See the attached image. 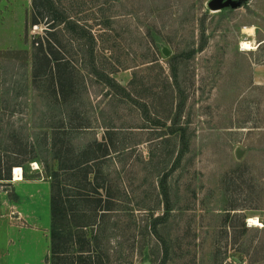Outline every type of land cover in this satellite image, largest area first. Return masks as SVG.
Wrapping results in <instances>:
<instances>
[{"label": "rangeland", "instance_id": "rangeland-1", "mask_svg": "<svg viewBox=\"0 0 264 264\" xmlns=\"http://www.w3.org/2000/svg\"><path fill=\"white\" fill-rule=\"evenodd\" d=\"M53 1L90 26L98 41L93 44L91 36L78 40L69 31L59 36L61 57L77 61L80 106L93 104L88 110L93 128L73 132L68 145L52 149L47 127L61 126V114L54 106L52 83L35 79L33 64V42L43 35L46 22L34 29L33 17L47 14L50 5L44 0H0V137L15 131L26 147L19 159L22 180L15 181L13 171L12 180L0 181V264H49L51 176L58 171L62 182L70 179L76 173L70 162L89 143L102 139L106 130L97 120L99 112L103 123L126 124L130 134L122 164L117 160L126 170L122 185L128 188L127 210L97 213L94 235L100 239L98 254L104 264H160L165 244L171 247L166 264H264V228L248 227L257 217L264 224V87L254 86L252 77L253 65L264 63V44L256 51H240L241 41L253 40L241 31L245 26L255 25L256 43L264 41V0ZM212 1L226 5L212 10ZM156 42L168 47L170 56ZM96 68L100 75L113 71L111 77L130 90L131 98L142 96L144 104L158 94L160 108L174 101L173 114L188 129V149L181 160H176L180 142L168 135L170 122L155 133H131L143 125L137 107L126 100L116 105L118 97L100 85ZM169 83L168 92L162 93ZM163 131L169 143L159 141ZM68 147L74 152L69 154ZM60 151L61 159L55 160ZM112 158L101 161V189L95 186L105 200L117 168ZM162 177L173 211L159 234L165 244L146 234L151 214L138 210L154 206L155 214L163 215L156 183ZM63 188L66 194L73 191L71 185ZM116 242L121 243L118 252L113 251Z\"/></svg>", "mask_w": 264, "mask_h": 264}, {"label": "trees", "instance_id": "trees-1", "mask_svg": "<svg viewBox=\"0 0 264 264\" xmlns=\"http://www.w3.org/2000/svg\"><path fill=\"white\" fill-rule=\"evenodd\" d=\"M45 3L50 5L47 14L39 13L33 17V27L38 28L43 25V20L45 21V28L43 30V35L37 36L33 42V64H34V78L39 79L45 77L49 78L50 88L55 96L53 99L54 106L58 107L60 110L61 126L50 125L47 128L52 130V149H57L58 144L64 148L67 142H69V136L73 132H89L93 128V117L92 112L88 114V110L92 108V102L84 103L82 106L80 98L76 95L80 90L76 82L75 76L77 72L76 60L75 59H65L61 57L60 51H62V42L59 40V36H63L64 33L69 31L73 34V38L78 40L88 38L91 36V41L93 44H97V40L94 35L89 32L92 30L90 26L82 23L81 19H74L69 12L68 8H62V10L55 7L53 0H44ZM48 5V6H49ZM110 21V20H108ZM110 24V22H108ZM89 30V31H88ZM161 42H156L157 46L160 48ZM93 47V46H92ZM98 69L94 71L100 76V85L103 83L109 91H114L115 95L118 97L116 105H124L127 102H131L132 105L136 106L138 109V121L142 122V126L133 127L132 129L136 131H131L142 135L146 130H152L155 133L159 128L163 129L166 127L167 123L174 125L177 123V127H168V132L171 136L180 142L181 150L176 158L182 159L185 150L188 149L187 142V126L181 125L179 123L180 116L173 114L174 101L170 100L166 104H162L160 108L159 104V94L158 97L154 95V101L149 102V104H144L145 99L142 96H135L133 98L130 95V90L120 85L114 78H112L113 71L109 75H100ZM104 74V73H103ZM85 89V85L80 83ZM169 86L162 89V93L168 92ZM83 89V90H84ZM109 93V92H108ZM107 93V94H108ZM174 95L172 92L170 95ZM140 95V94H138ZM171 95V96H172ZM112 98V97H111ZM127 102H126V101ZM110 101V100H108ZM107 103V102H106ZM115 105V106H116ZM80 108L84 111H80ZM73 114H75L73 116ZM97 120L100 126L106 131L101 140L96 139L89 143L86 147L80 150L78 155L72 160V166H70L73 173L69 175L68 180L62 182L59 172L53 173L52 177V196H51V249L48 263L49 264H104L103 256L99 255L100 251V239L94 235V231L97 232L99 228V222L97 223V213H118L126 211L127 209L123 206L128 205V188L123 186L122 175L125 173V166L119 168V163L122 164L121 158L128 152L130 146H128V138L126 135L127 125H120L111 122L106 124L101 120L100 112L97 113ZM77 117V120L75 119ZM137 116V114H136ZM74 118V119H73ZM96 120V117H94ZM102 121V123H101ZM175 121V122H174ZM178 121V122H177ZM174 122V123H173ZM152 127L148 126V124ZM162 131V130H161ZM5 139L0 137V181H10L13 178V171L17 167H22L23 162L21 156L26 153V147L23 143L21 144L18 139V133L10 130L6 134ZM167 134L162 132L159 136V141L166 144L171 140L165 138ZM168 139V140H164ZM4 143V144H3ZM179 144V145H180ZM137 145V144H135ZM74 152L72 147H68V153ZM114 157V158H112ZM112 158L114 160L117 168L113 169L115 174L114 181L106 179L110 182V188L108 190L107 197L105 200L104 196L100 195V192L95 189H101L98 184L99 180L102 179V170L99 169L101 166V161ZM61 159V151L56 152L55 160ZM112 160H110L112 162ZM106 162H103L105 164ZM102 164V165H103ZM50 168L48 167V171ZM100 176H97V175ZM69 182L70 184H67ZM159 184V199L164 203L163 215H156L155 212L158 208L151 207H141L137 204V207H141L142 211H149L151 214L149 216V223L146 225V234L157 236L161 240V243L165 244V238L159 237L162 233L161 230L167 225L168 219L172 216L171 200L169 199V189L168 182L166 178L162 177ZM63 185H71L73 191L71 194H66ZM103 203L106 206H103ZM160 204V203H159ZM101 209V210H100ZM158 214V213H157ZM230 214V213H228ZM120 223H115L112 225L113 229L116 231ZM245 226V223L243 224ZM117 238V233L114 234ZM116 247L113 249L114 252H118L121 243L116 242ZM162 252L165 254L164 259L160 264H166L169 260V255L171 253V247H163ZM121 261V260H119ZM151 261V260H148ZM155 264V261H151ZM117 263V262H116ZM122 264V262H120Z\"/></svg>", "mask_w": 264, "mask_h": 264}, {"label": "clouds", "instance_id": "clouds-1", "mask_svg": "<svg viewBox=\"0 0 264 264\" xmlns=\"http://www.w3.org/2000/svg\"><path fill=\"white\" fill-rule=\"evenodd\" d=\"M241 31L247 35L253 36V40L251 41H241L240 43V51L247 52V51H255L259 45L255 41V25L252 27L245 26L241 29ZM261 227L264 228V224H260L259 218H255L254 220L248 221V227Z\"/></svg>", "mask_w": 264, "mask_h": 264}, {"label": "crops", "instance_id": "crops-1", "mask_svg": "<svg viewBox=\"0 0 264 264\" xmlns=\"http://www.w3.org/2000/svg\"><path fill=\"white\" fill-rule=\"evenodd\" d=\"M263 44H264V41L258 43L259 47L256 50H258ZM252 71H253V73H252L253 85L264 87V63L254 64Z\"/></svg>", "mask_w": 264, "mask_h": 264}, {"label": "water", "instance_id": "water-1", "mask_svg": "<svg viewBox=\"0 0 264 264\" xmlns=\"http://www.w3.org/2000/svg\"><path fill=\"white\" fill-rule=\"evenodd\" d=\"M225 5L226 4H221L219 1H212L209 6L212 10H220ZM160 47H161V50H162L164 56H166V57L170 56V50L168 49V47H166L163 44H160ZM238 156H241L240 152L238 153ZM146 264H150V263H146Z\"/></svg>", "mask_w": 264, "mask_h": 264}, {"label": "bare ground", "instance_id": "bare-ground-1", "mask_svg": "<svg viewBox=\"0 0 264 264\" xmlns=\"http://www.w3.org/2000/svg\"><path fill=\"white\" fill-rule=\"evenodd\" d=\"M14 177H15V181H21L22 180V168L17 167L14 169ZM254 219L255 218H252L251 220H254ZM260 224H261V222H260Z\"/></svg>", "mask_w": 264, "mask_h": 264}, {"label": "built area", "instance_id": "built-area-1", "mask_svg": "<svg viewBox=\"0 0 264 264\" xmlns=\"http://www.w3.org/2000/svg\"><path fill=\"white\" fill-rule=\"evenodd\" d=\"M23 174V173H22ZM15 178V177H14Z\"/></svg>", "mask_w": 264, "mask_h": 264}]
</instances>
